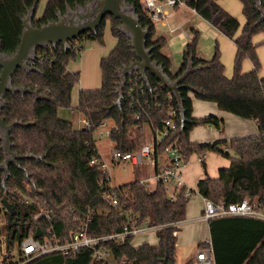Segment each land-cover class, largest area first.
I'll return each mask as SVG.
<instances>
[{
    "label": "trees",
    "instance_id": "trees-1",
    "mask_svg": "<svg viewBox=\"0 0 264 264\" xmlns=\"http://www.w3.org/2000/svg\"><path fill=\"white\" fill-rule=\"evenodd\" d=\"M38 0H0V51L11 55L19 44L23 31L22 17ZM90 0H47L42 13L32 18L39 26L57 18L67 7L83 5ZM245 22L238 35L239 21L217 0H186V6L231 38L236 47L230 78L224 74L217 47L208 59L196 54L197 31L185 44L176 72H171L170 58L161 52L163 36L154 37V23L140 6V0H127L139 23L149 30L145 46L150 48L151 60L159 65L171 80L181 76L178 98L166 97L169 91L157 78L146 71L143 79L138 70L119 78L121 67L136 59L129 38L120 31V20L106 15L95 31H85L69 41L55 45L38 46L31 61V70L21 67L13 73L12 84L25 88L23 92H6L0 114L11 125L10 146L18 155L15 162L1 166L6 156L0 131V201L5 199L14 209L11 226L5 230L4 264H12L10 252L14 245L27 236L42 239L51 229L59 238L78 226V220L90 215L87 232L102 236L122 229L128 223L127 214L156 227L157 244L131 245L132 236L123 242L106 241L114 264H176L174 232L177 223L185 219L189 197L185 188L176 191L170 200L159 181L148 189L137 180L117 188V205H108L101 198L100 184L106 174L90 158L100 157L94 132L104 120L112 121L109 139L112 150L135 152L141 144L140 125L155 130L168 118L171 108L176 110L173 120L176 129L157 147L161 152L167 144L175 143L181 152L182 163L192 154L204 158L214 151L230 159L228 167L220 168L218 176L198 180L196 192L215 203H229L243 197H264V77H259V61L252 36L264 33V0H239ZM260 2L259 7L256 3ZM109 21L115 46L99 62L100 86L80 89L74 109L89 122L87 130L59 115L60 109L73 108L71 95L79 81V73L67 69L71 60L78 58L85 40L103 42L104 24ZM248 57L253 65L242 72V60ZM1 70V68H0ZM216 103L220 110L245 119L254 120L258 132L254 135L195 143L189 132L197 125H211L223 130L224 122L214 115L194 117L192 96ZM136 114L138 118H136ZM227 148L236 157L230 156ZM30 188V191L26 187ZM192 194L195 193L191 190ZM29 201H24V196ZM4 210V207L1 205ZM46 210L49 216L36 219ZM5 211V210H4ZM215 264H264V221L247 216H222L207 220ZM197 246H203L200 242ZM24 264H100L91 257V250L82 248L69 255L50 253ZM185 264H193L189 258Z\"/></svg>",
    "mask_w": 264,
    "mask_h": 264
},
{
    "label": "built area",
    "instance_id": "built-area-1",
    "mask_svg": "<svg viewBox=\"0 0 264 264\" xmlns=\"http://www.w3.org/2000/svg\"><path fill=\"white\" fill-rule=\"evenodd\" d=\"M186 6V0H140L141 8L146 12L147 16L153 22H161L168 27L169 31H174L176 27H170L168 25V16L181 6ZM166 97L171 100V91H168ZM80 115V114H79ZM176 115V110L171 108L168 111V118L165 119L161 127L155 130H150V137L147 138L143 132V126L140 125L141 130V144L135 152L121 153L118 150H112L111 159L113 161H125L129 160L136 166L141 164H150L155 167L153 179L163 184L164 190L170 200H173L178 189L184 187V196L190 197L192 192L189 188L185 187L183 181L180 178L179 170L183 165L181 159V152L175 143L167 144L163 147L161 152H157V147L160 146L168 135L176 129V124L173 117ZM81 116V115H80ZM136 118L138 115L136 114ZM108 120L101 122L95 133L98 136L109 135L110 130L113 127L107 126ZM78 129L87 130L89 128V122L82 116L78 119ZM165 154L168 156V162L165 164H158L157 156ZM90 163L97 164L99 169L105 172L106 163L104 160L92 156ZM147 179L139 180V184L146 187ZM110 178L106 176L104 183L100 184L101 198L111 206H116L117 194L114 186L109 185ZM26 189L30 191L27 186ZM30 199L26 195L24 201L28 202ZM247 216L264 221V197L251 199L249 197H243L239 200L229 203H215L210 199L203 198V207L200 217L207 221L214 217L222 216ZM41 216H45L49 219L46 210H42L35 214V218L38 219ZM137 217L132 214H127L128 223L123 225L119 231H114L106 235L95 236L87 232V223L90 220V215L78 220V226L74 230H70L64 238L57 237L51 229L47 230V234L44 238L39 239L34 236H27L16 243L17 250L15 253L10 252L12 264H24L39 256L58 253L61 255H69L77 252L82 248L91 250V257L95 261H99L100 264H114V261H108L107 254L110 253L108 248L104 245L106 241H114L120 243L125 240L127 236H136L139 233L156 230V227L150 226L146 220L142 223L136 221ZM175 234V232H174ZM203 246H197L196 252L193 258V264H215L213 256V248L210 237L202 242ZM124 263V258L120 260L119 264ZM0 264H4L3 259L0 257Z\"/></svg>",
    "mask_w": 264,
    "mask_h": 264
},
{
    "label": "water",
    "instance_id": "water-1",
    "mask_svg": "<svg viewBox=\"0 0 264 264\" xmlns=\"http://www.w3.org/2000/svg\"><path fill=\"white\" fill-rule=\"evenodd\" d=\"M92 1L90 0L83 5H76L73 8L67 7L64 13L57 12L56 19L37 27L32 25L34 6L27 10L22 17L23 31L15 51L11 55L0 51V108L6 92L25 91V88L13 85L11 77L19 67L27 71L32 69L30 63L36 56L38 46L55 45L59 42L67 46V43L80 33L95 31L102 19L108 14L120 20L119 29L129 38L132 50L136 55L135 60L120 68V80L123 81L124 75L133 70H138L141 77L146 79V71H149L178 98L180 81L188 71H184L181 76L171 80L163 69L151 60L150 48L145 46L149 30L139 23L127 0H98L93 7ZM259 5L260 2H257L256 6L259 7ZM261 12L264 15V12ZM10 128L11 125L5 123L0 114L2 147L6 154L1 166L5 167L9 162H15L18 158V155L11 150ZM0 204L5 210V230H8L11 226V215L14 214V209L5 199H2Z\"/></svg>",
    "mask_w": 264,
    "mask_h": 264
},
{
    "label": "rangeland",
    "instance_id": "rangeland-1",
    "mask_svg": "<svg viewBox=\"0 0 264 264\" xmlns=\"http://www.w3.org/2000/svg\"><path fill=\"white\" fill-rule=\"evenodd\" d=\"M47 0H38L36 3L35 13L41 14ZM219 5L230 12L234 17L239 20V28L237 29L235 35L240 33V30L244 24V16L241 11V3L239 0H219ZM170 25H178V29L174 32H169L167 27L161 22L157 21L154 23V37L163 36L165 38V43L161 47V50L166 53L171 60L170 70H177L181 61L182 51L185 47L188 36H191V27L197 30V42H196V54L205 58H210L215 50V47L219 50L221 61L224 65V70L228 69L230 74L233 70V58L235 54L236 47L231 38L226 36L224 33L219 31L217 28L212 26L209 22L201 18L198 14H191L186 6H181L177 10L172 12V15L169 17ZM108 23L104 24L105 29L108 30ZM187 31L190 35L184 34ZM109 35V34H108ZM86 41V40H85ZM84 41V42H85ZM111 40L105 41L103 35V42L101 45L111 46ZM252 42L256 44L255 52L257 59L259 61L258 72L264 71V33L258 32L252 36ZM108 50V49H107ZM71 60L69 62H73ZM68 62V63H69ZM244 62L252 64L251 60L248 57H245L242 60V65ZM227 64H230L229 67ZM85 71L83 72V77L86 72V79L88 83H95L100 81V71H99V62L95 64V67L92 66L90 69H87L85 66ZM172 72V71H171ZM81 76V73H79ZM70 109H60L59 115L64 118L70 119L76 125L77 111L74 109L73 113L68 112ZM112 121L107 122V126H112ZM143 132L146 136H150V130L147 125L143 126ZM95 144L98 150L102 153L104 162L106 163V176L110 178L112 186H120L126 182L132 181V172L133 167L131 166L129 160L125 161H113L111 159L113 143L109 139L108 135L98 136L94 132ZM210 152L216 153L214 151L206 152V156ZM200 198L197 195H191L186 204V215H191L200 212ZM187 217V216H186ZM6 222L5 211L1 208L0 204V257L5 251V242H4V224ZM197 225L194 219L187 220L182 227V232L178 237L176 243V264H183V261L188 254L196 252V245L194 242L190 241V229L192 226ZM142 234V233H141ZM140 234L136 235L138 237ZM135 236V237H136ZM143 236V235H142ZM133 237V244L138 243V237ZM146 240H155V234H149L143 236ZM17 250V245H14L13 252ZM192 258V256H191ZM108 261H111V253L107 254Z\"/></svg>",
    "mask_w": 264,
    "mask_h": 264
},
{
    "label": "crops",
    "instance_id": "crops-1",
    "mask_svg": "<svg viewBox=\"0 0 264 264\" xmlns=\"http://www.w3.org/2000/svg\"><path fill=\"white\" fill-rule=\"evenodd\" d=\"M218 1L219 0H217V2ZM186 8H188V10L190 11L191 14L192 13L196 14V12L192 8H190L188 6H186ZM39 15H40L39 13L38 14L35 13V17H38ZM171 15H172V13L168 16V25H170L169 17ZM235 18L238 20L236 15H235ZM244 22H245V19H244ZM107 23L109 26V21H107ZM170 27H176V29L174 31H176L178 29V25H173ZM167 29H168V27H167ZM194 30L195 29H193L191 27V36L194 34ZM174 31H169V32H174ZM184 34L190 35L187 31H185ZM191 36H188L187 41L190 40ZM104 38H105V41H107L108 38H109V40H111L110 41L111 42L110 48H108L109 44L108 45H101L94 40H86L83 43V48L79 52L78 58L75 61L69 62L67 64V69L69 71H72V72L77 71L78 73H81V76H79V81H78L77 85L72 90L71 105L73 108H70L71 111H68V112L73 113L74 107L76 106L77 101H78V92L80 89H93V88H98L100 86L101 80L99 82H95V83H88L87 79H86V72H85L84 77H83V72L85 71V69H84L85 66L87 69H90L92 66L95 67L96 62L97 63L100 62V59L102 57L106 56L109 53V51L115 46L116 39H115V37L112 36V34L110 32V26L108 27V30L105 29ZM161 52L163 54L167 55L162 50H161ZM200 57H202V56H200ZM202 58H205V57H202ZM205 59H208V58H205ZM220 60H221V57H220ZM229 65L230 64H227L228 67H229ZM252 68H253L252 64H249L248 62H244L242 65V72L250 71ZM99 71H100V69H99ZM171 71L173 73L176 72V70H171ZM224 74L228 78H230L232 76V74H230L228 69H226V71L224 70ZM258 75H259V77H264V71L258 72ZM209 114L214 115V116L218 117L219 119L223 120V122H224L223 130L221 131V130H219V129L211 126V125L194 126L191 129V131L189 132V139L191 142L212 143L215 141H222V140H226L228 142L232 138L254 135L258 132V128H257V125H256L254 120L245 119V118H242V117L237 116L235 114L229 113L227 111L220 110L217 107L216 103L211 102V101L200 100V99L194 98L192 96V115L194 117H203V116H206ZM80 117L81 116L77 112V119H75L76 125L74 123V125L76 127L78 126V119ZM145 137L149 138L150 136L145 135ZM227 151L229 152L230 156L236 157L235 153L231 149L227 148ZM98 152H99V155L101 156V158L103 159L102 153L99 150H98ZM157 162H158V164L167 163L168 162V156L165 154L158 155L157 156ZM229 163H230L229 158H227V157H225V156H223L217 152L216 153L210 152V154L208 156L205 155L203 159H201V157L197 156L196 154H192L190 156L189 161L187 163H184L180 167L179 175H180V178L183 181L185 187L189 188L190 190H194L195 191L194 194L200 198L201 202H200V212L198 214L194 213V214H192V216L191 215L188 216V215H186V211H185V219L177 223L178 229L175 231L177 241H178L179 235L182 232L183 224L187 220H190V219H194L196 221V224H197V225L192 226L190 231H189L191 233L190 234V241L194 242L196 247H197L198 243L203 242L210 237L208 223H207V221L203 220L200 217L202 207H203V197L199 193L196 192V184H197L199 179L204 178L206 176H209L211 178H216L218 176V170L220 168L228 167ZM130 164L133 167L132 168L133 169L132 181L133 180L139 181V180L147 179L146 187L148 189H151V190L154 189L156 186V180L153 179L152 176L154 174L155 167L153 165H150V164H141L140 166H136L131 162H130ZM109 185H111V182H109ZM148 233L149 234H155V236H156V233L154 230H148V231L142 232V234L139 233L140 234L139 236H141V237L136 236V237H138V243L133 244L132 243L133 240H131V242H130L131 245L134 247H137L138 245H140L144 242L149 243V244H153V245L157 244V242H158L157 236L155 237V240L154 239L153 240H150V239L146 240L143 237L144 235L145 236L148 235ZM194 255H195L194 253L188 254L187 257L185 258V260L183 261V264H185V262L189 258H191V256H192V258H194Z\"/></svg>",
    "mask_w": 264,
    "mask_h": 264
},
{
    "label": "flooded vegetation",
    "instance_id": "flooded-vegetation-1",
    "mask_svg": "<svg viewBox=\"0 0 264 264\" xmlns=\"http://www.w3.org/2000/svg\"><path fill=\"white\" fill-rule=\"evenodd\" d=\"M98 2V0H93L92 1V7Z\"/></svg>",
    "mask_w": 264,
    "mask_h": 264
}]
</instances>
